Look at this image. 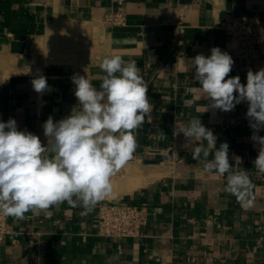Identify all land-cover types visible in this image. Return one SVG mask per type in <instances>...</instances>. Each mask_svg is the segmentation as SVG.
<instances>
[{
  "label": "crops",
  "instance_id": "obj_1",
  "mask_svg": "<svg viewBox=\"0 0 264 264\" xmlns=\"http://www.w3.org/2000/svg\"><path fill=\"white\" fill-rule=\"evenodd\" d=\"M118 11L123 25L104 21ZM243 17L256 18L264 34V0H0V120L15 119L46 146L48 117L57 122L79 110L71 77L85 76L99 90V65L114 55L140 68L153 106L135 130L137 148L117 188L102 201L144 207L142 235L100 236L97 205L85 211L64 202L50 216L8 217L0 264H264V173L254 165L259 145L248 103L211 108L191 61L213 47L230 54L228 23ZM233 60L229 76L242 84L249 69L264 68V61ZM39 75L44 93L32 87ZM193 118L217 137V149L228 143L232 172L245 170L252 182L250 204L225 191L228 174L205 173L203 157L193 159L198 142L179 132Z\"/></svg>",
  "mask_w": 264,
  "mask_h": 264
},
{
  "label": "clouds",
  "instance_id": "obj_2",
  "mask_svg": "<svg viewBox=\"0 0 264 264\" xmlns=\"http://www.w3.org/2000/svg\"><path fill=\"white\" fill-rule=\"evenodd\" d=\"M191 61L199 90L211 108L228 112L241 102L248 103L251 139L259 145L254 165L264 173V136L258 134L264 129V68L249 69L242 84L238 75L229 76L234 60L219 47H213L210 56L198 54ZM99 67L104 73L99 90L85 76L71 77L79 110L57 122L48 117L42 125L46 146L38 135L18 130L15 119L0 120V215L22 220L30 211H43L50 216L49 209L64 202L91 211L112 194V178L132 160L137 148L135 130L153 106L134 61L114 55L103 58ZM31 83L37 93L49 88L43 75ZM179 132L189 144L198 142L192 157L196 161L203 157L204 172L228 174L225 191L238 202L250 204L252 182L245 170L232 172L228 143L217 149V137L199 118L183 124ZM159 135L165 137L161 131ZM212 149L214 157L209 161Z\"/></svg>",
  "mask_w": 264,
  "mask_h": 264
},
{
  "label": "built area",
  "instance_id": "obj_3",
  "mask_svg": "<svg viewBox=\"0 0 264 264\" xmlns=\"http://www.w3.org/2000/svg\"><path fill=\"white\" fill-rule=\"evenodd\" d=\"M104 21L112 26L125 23L122 11L108 14ZM228 35L232 48L230 55L236 60L264 61V34L260 31L259 21L252 17L233 18L228 23ZM123 168L113 177H119ZM112 178V179H113ZM97 232L103 237L137 238L147 224L148 213L144 207L117 204L97 203ZM9 233L8 217L0 215V241Z\"/></svg>",
  "mask_w": 264,
  "mask_h": 264
},
{
  "label": "rangeland",
  "instance_id": "obj_4",
  "mask_svg": "<svg viewBox=\"0 0 264 264\" xmlns=\"http://www.w3.org/2000/svg\"><path fill=\"white\" fill-rule=\"evenodd\" d=\"M119 177H120V176H119ZM119 177H116V178H113V179H112V181H111V182H112V185L115 184V182L117 181V179H118ZM115 188H117V187H115ZM115 188H113V190H115Z\"/></svg>",
  "mask_w": 264,
  "mask_h": 264
},
{
  "label": "bare ground",
  "instance_id": "obj_5",
  "mask_svg": "<svg viewBox=\"0 0 264 264\" xmlns=\"http://www.w3.org/2000/svg\"><path fill=\"white\" fill-rule=\"evenodd\" d=\"M113 188H115V186H113Z\"/></svg>",
  "mask_w": 264,
  "mask_h": 264
}]
</instances>
